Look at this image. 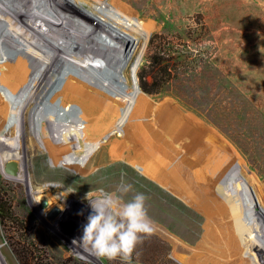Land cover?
<instances>
[{"label":"rangeland","instance_id":"rangeland-1","mask_svg":"<svg viewBox=\"0 0 264 264\" xmlns=\"http://www.w3.org/2000/svg\"><path fill=\"white\" fill-rule=\"evenodd\" d=\"M70 1L76 3V0ZM28 2L32 9H39L52 20L65 15L60 13L57 5H51L45 0ZM36 2L37 7L31 6ZM14 3L21 5L22 2L16 0ZM0 6L7 7L1 0ZM87 10L92 13L90 8ZM4 13L0 8V15H3L0 16V49L10 52V57L15 62L32 70L29 74H23V81L26 82L21 85L18 79L10 78L7 74L8 69H16L0 61V95L8 97L14 105L25 96L27 85L38 71V65L43 62L36 56L41 51L37 49L40 45L36 47L19 35L17 31L22 28L21 24L17 23L20 27L17 26L10 15ZM99 15H96L99 19L109 22ZM69 19L75 24L79 23L74 29L82 31L89 27V24L76 17L70 16ZM39 22L38 24L46 27L44 21ZM188 23L190 34L186 35V41L177 36L157 39L151 48V56L140 68V53L130 59L129 48L126 50L125 46L117 43L118 46L114 45L102 32L86 40L74 32L53 27L54 33L51 35L55 36L50 35L49 38L52 42L56 40L55 44L61 45L58 41L61 35L62 38L77 39L86 46L95 43L109 53L110 59L117 60L112 63L113 60L106 61L90 50L80 51L67 45L60 46L72 57L63 58L60 62L62 65L59 63V66L64 68L59 67L60 70L55 71L56 77L53 76L51 83L49 81L43 88V107L36 106L41 99L29 112L31 119L28 120V125L38 141H26L23 146V153H29L24 162L27 165L26 171L23 162L20 172L19 166L14 162L5 166L12 175L27 172L28 183L18 178L10 179L0 171V264H126L119 258L114 261L98 258L90 247L82 246L79 242L73 244L74 240H79L82 236L83 227L92 214L89 201L85 199L86 194L92 191L93 195H98L101 189L113 192L122 179L133 185V191L126 194L124 199L130 200L136 193L145 194L148 198V214L155 223V232L143 238L133 254L131 264H198L194 258L204 252L211 253L210 259L208 257L210 262L219 260L216 254L222 255L221 249L226 242L224 239L218 240V237L224 238L226 233L217 228L221 219L216 206L205 205L210 211L209 215L202 211L200 205L205 204L208 198L215 203H222L223 208H226L228 199L231 200L240 209L244 223L248 222V230L243 232L246 255L238 264H264V259H260L258 254V250L264 247V0H202L200 9L189 12ZM30 35L33 36L32 33ZM110 46L113 47L112 50L108 48ZM40 48L45 49L44 46ZM110 50L114 52L111 53ZM26 54L37 60L31 62L27 56L24 57ZM69 59L70 61H65ZM90 59L94 65L90 63L89 66ZM32 63H36L35 67H32ZM87 66L91 68L88 69ZM84 67L86 68L83 69ZM126 67L129 78L123 69ZM174 72H199L202 81L199 93L203 104L197 111L191 103L177 95H170L169 98L162 95L165 83L175 80ZM71 76L92 86H95L93 82H99L103 87L101 84L95 87L107 94L111 92L109 95L112 96L130 95L136 104L128 112H124L123 107L115 102L105 100L89 89L71 82ZM119 91L120 94H116ZM65 101H69V104H65ZM147 105H151L147 111L150 116H159L158 112L152 110L155 106L157 110L165 111L169 118L143 124L139 116L144 114L142 107ZM18 112L12 110L11 122L19 120L15 122L19 132L21 112ZM124 115L128 119L124 125H134L141 139H149L147 134L151 131L155 138L153 144L158 148L163 134L161 129L178 132L179 136L191 134L206 141L212 146L210 150L216 151V155L228 158V164H225V169L218 176L223 184L219 179L203 181L205 190L201 195L196 194V179L191 174H180L181 181L175 178L177 173L173 174L168 169L164 173L175 181L170 183L160 172L154 173L135 164L132 161L135 156L129 152L112 157L106 144L102 142L90 157H86L83 169H74L71 167L73 162L59 159L49 151L40 123L47 116L61 120L81 118L85 124L100 121L102 116L112 123ZM46 128L49 130L50 140L60 148L53 125L47 124ZM11 133L12 129L7 137L14 136ZM115 138L124 149L141 148L121 132H117ZM15 140L16 138L10 140L12 145L16 144ZM31 143L32 150L28 147ZM18 144L20 145V141ZM7 146L6 142L0 141V148L5 150ZM243 171L248 175L245 176ZM55 205L61 207V211L50 219L48 211ZM246 239L263 243L260 245L259 242L255 246L246 243ZM183 253L189 254L193 260L184 261L181 256Z\"/></svg>","mask_w":264,"mask_h":264},{"label":"bare ground","instance_id":"bare-ground-1","mask_svg":"<svg viewBox=\"0 0 264 264\" xmlns=\"http://www.w3.org/2000/svg\"><path fill=\"white\" fill-rule=\"evenodd\" d=\"M1 1L7 6L5 8L0 6L3 12L10 15L9 17H11L14 20V23L16 25L17 23L21 24L22 28H19L17 31L19 35L24 37V39H26L27 41L31 42V44H35L36 47L37 45H40L37 49L38 50L40 49L41 51L36 56L39 58L38 60H41L43 62L38 65V71L36 72L31 82L27 85L28 89L25 90L27 91V93L22 98V100H20L19 102H15V104L13 105L12 100H10L8 97L0 95V107L2 108V111L0 112V141H2V143L6 142V144L8 145L7 149H5L7 153L5 152V150L0 148V171H2V173L10 179L18 178L20 180L26 181L27 183L29 179L27 172H25L22 175L20 173H18L17 175H12L11 173L7 171V169H5V166L9 162H14L16 165L19 166V172H20V170H22L21 163L23 162V166L25 167L24 169L26 171L27 165H25L24 162L25 160H27L26 156L27 155L29 156V153L28 154L23 153L22 151L23 146L25 145L26 141H31L32 143L35 142V140L38 141L37 137L33 134L32 130H30V127L28 125V120L31 119V117H29V112L32 109V106H35L34 104H36L37 101H41L42 99V101L36 105L38 108L44 103L45 100L43 101L41 93L44 92L43 88L45 87V85L49 81H50L49 83H51V79L55 75V71L58 70L59 67H61L59 66V63L63 60V58L67 59V58L72 57L70 53H68L61 47L63 45H67L72 48L74 47L75 49H78L80 51L90 50V52L93 51L94 53H96L97 55H99L106 61L108 60L109 62H111L113 60L112 63H114V60L116 59V58L110 59L111 57H109V53L107 54V52L102 49L103 47L101 48L95 43H90L91 41L89 42L90 44L86 46L85 43L83 44V42L78 41L77 39L62 38L63 35H61L62 36L61 38L58 37L60 38L58 39V41L62 45V46L60 45L61 46L60 47L59 45L54 43L56 42V40L52 42L51 38H49L51 33H54L53 27L62 29L63 31L74 32L85 39L92 38L94 35H96V33L102 32L104 33L103 36H105L106 34L107 37H109L114 42V45L119 44L120 46H125L126 50H128L129 48L131 50L129 52L131 56L130 59H133L137 53H140V58H139V68H140L144 64L145 60L151 56V53H152L151 48L153 47L157 39H168L172 36H177V38L179 37L182 41H186V35H188V33L190 34L189 23H188L189 12L193 10H198L202 6V0H76V3H73L70 0H45L51 5L52 4L57 5L58 8L60 9L59 10L60 13L65 14V15H61V17H58L56 20H52L49 17H47L45 13L44 15L42 12L38 11L39 10L38 8H37L38 10L32 9V7H30V3L28 2V0H19L20 2H22L21 5H16L14 3L16 0H1ZM77 1L79 4L77 3ZM36 4L37 2L34 4H31V6L32 5L36 6ZM48 7L49 6H47V8ZM88 8L92 10V13L87 10ZM95 13L100 14L99 16L102 15L109 22L107 23L99 19L96 16L98 14L95 15ZM0 16H3V15H0ZM70 16L78 18L79 21L86 22L87 24H89L88 25L89 27L87 28L82 27V29L84 28L82 31H80L79 28L78 30L74 29V27L77 28V26H79L78 25L79 23L75 24L74 21L69 19ZM39 21H42V22L44 21L45 22L44 24L46 27H43L40 24H38ZM17 26L20 27V25H17ZM14 32L15 31H12V33ZM29 33L30 34L32 33V35L36 37L37 39L34 40L35 38H33V36H31ZM14 36L16 35H13V37ZM51 36H55V35L53 34ZM105 42H107V40ZM113 42L111 43L113 44ZM43 46L45 47V49L42 50V48L40 47H43ZM112 46L108 48L113 49ZM19 47H21V45H19ZM117 49H120V48H117ZM20 52L22 53L23 51L21 50ZM9 53L4 51L3 49H0V61L8 63L11 67H14V69L17 70V71L9 70L7 68L8 69L7 74L10 78L18 79L19 83L23 85L26 82V81H23V78H22L23 74L25 73L29 74L28 72H31L32 70L30 71V69L26 65H20L19 63L15 62L10 57ZM28 54H31V53H28ZM26 56L29 58V60H31V62L35 59V57L33 58L27 54L24 57ZM70 59L65 60V61H70ZM91 60L92 59H90V62L88 61L89 64L92 62ZM84 61L83 63H85ZM74 62H76V60ZM97 63L98 65L100 64L99 62ZM35 64L36 63H34L33 65L32 63L33 65L32 67H35ZM85 64H87V62ZM91 64L89 66H91ZM116 67H118V64L116 65ZM63 68L61 67V69ZM85 68L86 67H84L83 69ZM90 68L88 67V69ZM88 69H86L85 71H87ZM123 69L129 78L128 68L126 67ZM89 72L91 73V71ZM174 75L176 76L175 80L167 82L163 86L162 95L165 98H169L170 95H177L183 100L187 101L188 103H191L197 111L198 108L202 107V104H203V100L200 97V93H199V88L202 82L199 72L188 73V74H180V73L174 72ZM55 77L56 76H54L53 78ZM83 79H84V76H83ZM98 79L99 78H96V80ZM70 80L73 83H76L82 87L89 89L91 92H93L94 94L100 96L101 98L105 100L115 102L116 104L123 107L124 112L125 110H127L126 112H128L129 109H132V106L136 104L135 99L130 95L128 96V95L123 94V95L116 97V96L109 95L111 92L107 94L103 90L95 87L99 82L97 84L93 82L95 86H92L75 76H71ZM101 80L103 81V79ZM106 80L104 81L106 82ZM101 85H102L101 87H103V84ZM47 89H49V87H47ZM23 91L24 89H22V92ZM118 93L120 94V91L117 92L116 94ZM65 104H69V101H65ZM41 107H43V105ZM149 107H151V105H147V107L145 108L142 107V109H144V112L142 111L144 114L139 116L140 117L139 119L141 120L143 124H146L149 121L150 123H155L156 120H164V119L169 118L165 114V111L157 110L155 106L152 107L153 108L152 110H154V112H158L159 116L156 118L150 116V114L147 113V111L149 110ZM13 109L15 110V112H18V110H20L21 112V118H20L21 129L19 132H18L19 129H16L15 122L17 120L15 119L14 122H11V114H12L11 112ZM124 114L126 115L127 113H124ZM125 115L120 118H116L114 122L112 123H109L108 119H105V117L101 116L100 121L97 120L96 122H92L91 124H87V123L85 124V122H83L81 118L61 120V119H54L52 115V116H47L44 119L42 118L40 123L43 126L42 134L45 137L46 146L49 149V151H51L53 156H56L59 159H64L65 161L69 160L70 161L69 163L73 162L71 164V167L74 169H83L86 166L84 162L86 160V157L87 156L90 157L92 151L98 146L100 142H102L106 144V148L110 151L112 157H115L117 154L129 152L130 154L135 156V158L132 159V161H134L135 164L140 166L142 169H147V170L153 171L154 173H156L157 171L160 172V174H162L161 176H163V178H166L168 182L170 181L175 182L168 175L164 173V171H168V169H171V171L174 172L173 174L177 173L174 175L177 180H181L179 175L180 174L183 175V172H187L191 174L192 176L195 177L196 184H197L196 186L197 188L195 189L194 192L196 194L201 195L203 190H205L203 187V181L219 179L218 178L219 174L225 169L226 167L225 164H228L229 162L226 156L221 157L219 156V154L216 155V151L210 150L212 149L211 148L212 146L208 144L206 141H203L200 138H197L196 136H193L191 134L179 136L177 135L178 132L172 133L171 131L167 129H161L163 131V134L161 136L162 138L159 139L160 147L158 148L156 147L155 144H153L155 138L153 137V134L151 133V131L148 130L149 133L151 134V135L147 134L149 139L146 138L144 140V139H141L134 125H131V127L124 125L126 121L128 120L127 118H125L126 117ZM36 123H39V122H36ZM47 124L53 125L55 131L57 132V134L55 135H56L57 142L59 143V145H61L60 148L57 147L55 142H52L50 140V133H49V130L46 128ZM10 129H12L11 134L14 133V136H12L13 138L11 136L7 137V134H9ZM117 132H121L125 137H129L133 142L141 146L140 150H130V149L122 148V146L116 142L117 140L115 138V135ZM18 136H19V140H18ZM14 138H16L15 140L16 144L12 145L11 144L12 141L10 140ZM19 141H20V145L18 144ZM32 143L29 144L28 146L29 149L33 148ZM113 143H115V145H113ZM20 153H22V155H20ZM137 157H139L140 159ZM243 172L245 176L248 175L247 172L245 171ZM219 180H220V183H222V180L221 179ZM193 199L196 201L195 198ZM196 202L199 204V201H196ZM203 204L201 205L199 204V205L202 207V211L205 214L209 215L210 211L208 207H210L211 205L216 206V208L218 209L219 214H220L219 217L221 220L217 228L218 230L220 229L221 231L226 233V236L224 238L218 237V240L224 239L226 242V245L223 246L224 247L223 249H221L222 255L216 254V257L220 258L219 260L210 262L209 256L211 255V253L204 252V254L201 253L199 254L197 258H194L195 262L198 264H238L239 261L242 260V258H244L246 255L244 247H243V244H244L243 238L245 234V233L243 234V232L245 230H248L246 229V224L248 222L246 224L244 223L243 217L240 215V209H237L234 203L229 199H228V202L226 203V208H223L222 203L220 202L215 203L214 200L209 199V198L206 201V203L204 205ZM205 205L206 206L208 205V207H206ZM42 213H45V212L42 211ZM214 237H217V236H214ZM259 242H260V245L263 243L262 241H259V240H249V239L247 240L246 239V243L251 244V245L254 244L255 246H257V244L259 245ZM258 254H259L260 259H264V247L258 250ZM181 256L184 261H186L187 259H188L187 261L193 260V258L189 254L184 255L183 253L181 254ZM252 264H255V263L252 262Z\"/></svg>","mask_w":264,"mask_h":264},{"label":"clouds","instance_id":"clouds-1","mask_svg":"<svg viewBox=\"0 0 264 264\" xmlns=\"http://www.w3.org/2000/svg\"><path fill=\"white\" fill-rule=\"evenodd\" d=\"M133 191V185L121 180L113 192L99 190L98 195L86 194L92 208L88 222L83 227L79 240L82 246L90 247L98 258L109 261L118 258L131 264L137 246L145 236L155 232V223L148 214L147 196L136 193L130 200L124 196Z\"/></svg>","mask_w":264,"mask_h":264},{"label":"water","instance_id":"water-1","mask_svg":"<svg viewBox=\"0 0 264 264\" xmlns=\"http://www.w3.org/2000/svg\"><path fill=\"white\" fill-rule=\"evenodd\" d=\"M60 211H61V207L55 205L48 211V217L50 219H53Z\"/></svg>","mask_w":264,"mask_h":264}]
</instances>
